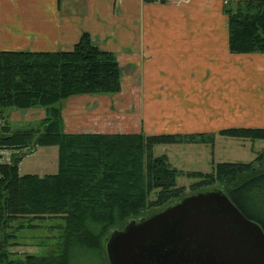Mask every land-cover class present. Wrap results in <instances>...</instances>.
Wrapping results in <instances>:
<instances>
[{
  "label": "trees",
  "instance_id": "1",
  "mask_svg": "<svg viewBox=\"0 0 264 264\" xmlns=\"http://www.w3.org/2000/svg\"><path fill=\"white\" fill-rule=\"evenodd\" d=\"M225 12L229 50L264 53V0L227 2ZM120 90L116 55L94 45L88 33L68 50H0V150L10 154L9 162L0 154V264H69L73 246L102 250L103 240L129 219L212 188L223 190L264 232V149L250 162H218L211 172H189L199 180L186 191L176 186L179 172L167 156H155L152 149L158 144L210 142L212 135L64 131L63 101ZM35 107L45 109L41 120L10 123V111ZM218 132L264 140V127ZM36 146L57 147L55 173L19 172L21 153H31ZM153 191L156 195L150 198ZM47 220L58 222L45 225ZM42 226L58 232L55 251L37 255L13 250L24 246L23 233Z\"/></svg>",
  "mask_w": 264,
  "mask_h": 264
},
{
  "label": "crops",
  "instance_id": "2",
  "mask_svg": "<svg viewBox=\"0 0 264 264\" xmlns=\"http://www.w3.org/2000/svg\"><path fill=\"white\" fill-rule=\"evenodd\" d=\"M234 1L0 0V50H68L88 33L94 45L116 55L120 92H137L138 128L133 133L154 132L142 113L141 95L146 110L148 95L162 101L159 93L167 94L170 105L181 101L187 115L199 106L209 117L218 112L219 121L228 104L241 106V111L229 112L238 126L264 127V53L229 50L225 4ZM82 96L88 95L71 96L63 105L65 132L71 133L70 114L78 113L73 99ZM44 116L43 108L12 110L9 120L27 124ZM101 129L84 132L130 131Z\"/></svg>",
  "mask_w": 264,
  "mask_h": 264
},
{
  "label": "rangeland",
  "instance_id": "3",
  "mask_svg": "<svg viewBox=\"0 0 264 264\" xmlns=\"http://www.w3.org/2000/svg\"><path fill=\"white\" fill-rule=\"evenodd\" d=\"M156 66L157 63L154 62L152 68L156 69ZM163 77L169 79L167 76ZM130 94L126 91L115 94H87L88 96L73 99L78 113L77 117L74 112L70 114V118L67 120L68 131H97V129L104 127L101 130L105 132H127L128 130H130L128 133L135 132L132 129L134 127L138 128V120L135 118L138 116L139 111L137 107V92ZM159 94L162 101L154 100L150 94L148 95L146 110V96L141 95L143 96L141 97L142 113L148 116L154 130V132L144 134L204 133L205 135L213 136L210 142L158 144L153 147V155L165 154L170 166L178 170L179 174L176 176L177 187H184L188 191L190 185L199 180L188 175L189 172H211L218 162H250L264 149V140L236 138L219 134L218 131L220 129L238 126V119L232 117L229 112L236 113L241 111V106H230L228 104L223 109L227 111V114L223 115L220 121L218 120V112L212 113L217 117V121H209L214 116L209 117L206 115L205 108L199 107L198 103H195L198 107L189 109L193 111V114L187 115L185 111L188 109H184L186 106L182 105L181 101L170 105L167 94ZM194 95L202 96L203 93L195 91ZM71 100L68 101L70 102ZM62 104L65 106V101ZM193 105L194 103H191V106ZM41 119L33 120L27 124L36 123ZM9 121L14 126L23 125L22 123L15 125L11 120ZM136 133L140 132L136 131ZM57 165L58 151L56 146H36L33 152L21 156L18 168L21 174L43 175L55 173ZM155 195L156 192L153 191L150 194V198H154ZM57 222V220H47L45 225H52ZM23 234L21 242H23L24 246L14 247V251L21 252V254L28 252L37 255L55 251L54 248H56L58 243L57 231H51L46 226H42L39 229L26 231ZM107 237L103 240L102 250L87 249L79 245L73 246L69 253V264H108L105 253Z\"/></svg>",
  "mask_w": 264,
  "mask_h": 264
},
{
  "label": "water",
  "instance_id": "4",
  "mask_svg": "<svg viewBox=\"0 0 264 264\" xmlns=\"http://www.w3.org/2000/svg\"><path fill=\"white\" fill-rule=\"evenodd\" d=\"M105 253L108 264H264V232L212 188L129 219L107 237Z\"/></svg>",
  "mask_w": 264,
  "mask_h": 264
},
{
  "label": "built area",
  "instance_id": "5",
  "mask_svg": "<svg viewBox=\"0 0 264 264\" xmlns=\"http://www.w3.org/2000/svg\"><path fill=\"white\" fill-rule=\"evenodd\" d=\"M0 125H1V121H0ZM0 154L2 155V158H1L2 160L6 161V162H9L10 161L9 151H7V150H0Z\"/></svg>",
  "mask_w": 264,
  "mask_h": 264
}]
</instances>
